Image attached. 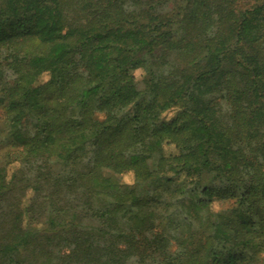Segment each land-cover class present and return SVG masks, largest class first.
<instances>
[{"label": "trees", "instance_id": "1", "mask_svg": "<svg viewBox=\"0 0 264 264\" xmlns=\"http://www.w3.org/2000/svg\"><path fill=\"white\" fill-rule=\"evenodd\" d=\"M0 264H264V0H0Z\"/></svg>", "mask_w": 264, "mask_h": 264}, {"label": "rangeland", "instance_id": "2", "mask_svg": "<svg viewBox=\"0 0 264 264\" xmlns=\"http://www.w3.org/2000/svg\"><path fill=\"white\" fill-rule=\"evenodd\" d=\"M135 75H136L137 79L140 80L141 77H142V72L140 70H137L135 72ZM166 152L168 154H174V153H177V150L174 147V145H167ZM106 174H108V175H114V173L111 172V171H106ZM121 177L127 183H133V181H134V175H133V173H127V174L122 175ZM205 178H206V180H210L211 179V176L208 175ZM147 188H148V184L147 183H145V184H143V185L140 186V190L141 191H145ZM227 204H228V201H225L223 199H217V200L214 201L213 206H214L215 209H219V208H222V207H226Z\"/></svg>", "mask_w": 264, "mask_h": 264}]
</instances>
